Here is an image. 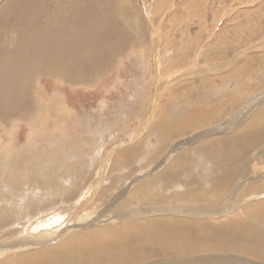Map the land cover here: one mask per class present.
<instances>
[{
  "label": "rangeland",
  "instance_id": "374dc122",
  "mask_svg": "<svg viewBox=\"0 0 264 264\" xmlns=\"http://www.w3.org/2000/svg\"><path fill=\"white\" fill-rule=\"evenodd\" d=\"M73 2L84 25L78 26L84 40L66 49L57 43L50 60L54 63L49 64L57 67L67 61L77 77L33 73L29 84L20 87L21 77L14 78L17 58L4 80L8 84L0 85L5 103L0 113L1 264H16V257L59 243L75 231L115 223L116 208L129 199L134 187L144 180L166 178V166L171 172L182 168L179 155L189 159L186 171L192 177L186 180L207 176L222 180L223 171L236 166L211 171L206 162L211 159L195 148L206 136L210 145L202 151L210 153L220 140L240 135L237 126L225 122L241 109L240 116L250 117L257 106L247 111L245 103L264 93V0H50L47 8L57 7L52 33H58L51 39L67 36ZM82 52L80 65L72 56ZM1 63L5 64L0 72L9 61ZM242 67L244 73L239 72ZM72 77L85 82L67 80ZM169 78L173 80L168 84ZM17 79L14 100L11 90ZM186 114L191 118L185 120ZM194 117L201 120L197 126L190 125ZM164 126L170 127L167 135H161ZM247 133L251 148L238 159L244 169L264 174V134L255 141ZM151 186L165 195L182 189ZM261 190L244 197V203L264 202V187ZM256 222L257 228L252 226L256 233H264V222ZM198 241L209 242L204 237ZM225 245L210 251L212 261L252 263L255 257L248 252L258 250L252 245L242 249L239 244V251ZM204 250L195 256L207 253Z\"/></svg>",
  "mask_w": 264,
  "mask_h": 264
},
{
  "label": "bare ground",
  "instance_id": "6f19581e",
  "mask_svg": "<svg viewBox=\"0 0 264 264\" xmlns=\"http://www.w3.org/2000/svg\"><path fill=\"white\" fill-rule=\"evenodd\" d=\"M49 3L50 0H3L2 5L0 6V14H4V16L0 15V50L2 51L0 53V60L3 59L7 61V63L9 61V63L4 67L3 71L0 72V85L2 87L8 84L4 80L9 78L11 70L18 59V70L15 72L14 78L18 76L21 77L20 87L24 84H29L30 76L33 73H36V75L49 74L52 76H59L63 79H66L70 75L77 77V75L72 72V67L69 63L67 64V61L66 63H60L58 61L60 64H58L57 67H54L55 64H52L53 67L49 64L50 62H53L50 60H54L52 57L53 53L57 51V49H55L57 43L63 45L66 49V47H68L67 45L77 44L84 40L80 37L81 34L84 36L83 31L81 33L78 30L80 27L84 28L82 27L84 25L75 15L76 10L78 9L75 8L76 2H73L70 5L73 10V15L68 17V34L60 41L50 38L51 35L54 34L52 32H54L56 26L53 15L55 14L57 7L49 9L47 8ZM58 5L64 6L61 3ZM40 9H43L42 14L40 13L41 15H39ZM8 15L10 18H8ZM74 15L76 17L75 20ZM50 16L52 18L49 20ZM4 21L8 24H4ZM76 30L77 32H75ZM63 31L65 32V30ZM102 32L105 31L102 30ZM104 40L106 41V39ZM15 42H17L16 45L18 44L17 49L14 44ZM94 43L95 42L93 41V44ZM82 46L83 42H81L79 47L82 49ZM262 47L264 48V42ZM8 50L11 51L10 54H8ZM72 57L73 61L75 62L77 60L79 64L84 60L83 52L77 55V57ZM98 58L100 60L99 56ZM259 58H263V56H260ZM84 62H86V60ZM29 63L32 64V67H27V65H30ZM3 64L5 63L0 64L1 68ZM241 69L242 70L239 72L244 73L245 68L242 67ZM73 77L67 80L74 82V84L77 82H85V80L79 81L76 78L73 79ZM172 80V78L167 79V83L169 84ZM17 82L18 79L15 80V83L13 82L11 90L14 95V100H16L17 96L15 93L18 90V88H15ZM157 88L159 89V87ZM3 98H0V113L2 112L1 108L5 105ZM254 98L252 97L251 101L248 100L249 102L245 103L244 106V109L247 108V111L254 109L257 106V108L249 115L250 117H246L247 119H245L243 115L240 116L243 113V109H241L239 114L232 115L225 122L228 126H231V128L237 126L238 130L241 132V134L238 133L240 135H237L235 132V138L228 137L227 140H220L215 148L212 147L213 149L210 153H207V149L206 151H202L204 146L210 145L208 143L209 141H205L206 136L203 141L204 143L200 142L195 148V152L197 150L204 158L207 157L208 159H211V161H206L210 163L211 168H209L211 171H219L218 169H221L226 165L236 166L223 171L222 180L213 178L209 180V176H207V178L203 179L205 180V183H202L203 180H200L199 178L197 180L192 179V176L188 175V171H186L189 159L185 157L184 154L179 155V157L184 160L183 163L181 162L182 168H180L179 165L177 166L178 169L176 171L173 170L171 172V168L166 166L163 170L166 178L162 177V175L156 180H144L134 187L129 199H126L124 203L116 208V212H114L113 215L117 220L115 223L105 224L102 227H93L75 231L68 236L67 239H63L59 243L48 247H42L35 252H29L16 257V264H244L239 263V261H233L234 259L231 261L223 260V262L212 261L210 251L214 252L213 250L222 248V246H220L221 244H226L225 246L233 247L238 251L239 244L242 249L252 245V247L258 248L257 251L254 249L248 252L255 257L252 261L262 262V264H264V233H256L258 231H255V227H252L255 221H257L256 224L258 221L260 223L264 222V202L250 201L244 203L246 200L244 197L249 196L251 192L255 191V193H257L262 191L261 189L264 187V174L257 175L255 174V171H248V168L244 169L242 166L243 163L241 164L238 159V156L244 149L248 151L247 148H249L250 145L248 140L249 137L244 136L247 132H250L253 135L250 136L255 141L256 137L260 139L261 135L264 134V93H261L256 99ZM240 99L242 100V98ZM16 103V105H22L18 101H16ZM11 105L13 106V104ZM48 105L49 107L52 106L51 103ZM194 116L199 117L200 115ZM183 117L186 120L190 119L191 115L186 114ZM200 122L201 120L199 121V118L194 117L192 118L190 125H195ZM176 123L177 122L172 125L175 126ZM197 125L198 124H196V126ZM167 126L161 127V135H167V132L170 130V127L167 128ZM177 127H179V125ZM219 130L221 131L225 129L221 128ZM204 134H207V132ZM220 156L223 158L222 162L218 161ZM234 157L236 158L235 160H233ZM241 160H243V158ZM174 162L176 161L174 160ZM178 163H180V160L177 164ZM172 165L173 164H171V166ZM15 167L16 166L13 168ZM210 173H207V175H210ZM187 176H191L190 179L186 180ZM169 182H171L170 185H168ZM197 182L199 183V186H197ZM215 182L218 183L214 185ZM152 183L158 184L163 190L167 187L169 190V186L177 188L181 187L182 189L179 188L181 189L179 192L165 195L161 193L159 188L155 190L151 186ZM210 220L212 222H210ZM203 237L208 238L209 242L202 244V242L198 241V239ZM210 242H212L213 245H210ZM217 242L219 243V246L215 245ZM205 248L207 249L204 250ZM170 250L174 251V256H171L172 254L170 256L164 254V252L166 253ZM203 250L207 251V253L195 256L196 253L203 252ZM247 251H249V249H247ZM94 256H98L99 259L94 261ZM150 258L152 259L147 261Z\"/></svg>",
  "mask_w": 264,
  "mask_h": 264
}]
</instances>
